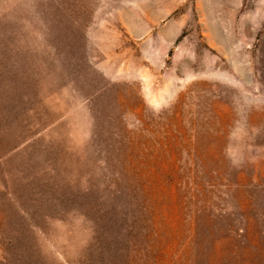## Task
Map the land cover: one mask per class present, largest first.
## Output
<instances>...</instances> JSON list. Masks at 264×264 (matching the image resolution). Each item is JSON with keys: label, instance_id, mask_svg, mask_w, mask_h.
<instances>
[{"label": "rangeland", "instance_id": "obj_1", "mask_svg": "<svg viewBox=\"0 0 264 264\" xmlns=\"http://www.w3.org/2000/svg\"><path fill=\"white\" fill-rule=\"evenodd\" d=\"M0 264H264V0H0Z\"/></svg>", "mask_w": 264, "mask_h": 264}]
</instances>
